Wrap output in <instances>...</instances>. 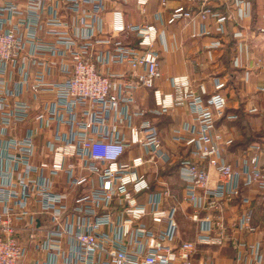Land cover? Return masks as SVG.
<instances>
[{
  "label": "built area",
  "instance_id": "obj_1",
  "mask_svg": "<svg viewBox=\"0 0 264 264\" xmlns=\"http://www.w3.org/2000/svg\"><path fill=\"white\" fill-rule=\"evenodd\" d=\"M58 1L61 11L54 0H25L23 7L0 0V264H22L29 246L37 256L33 264H195L198 244L229 243L236 263L264 264V243L244 238L258 229L248 200L241 199L243 186L264 189V169L257 154L244 157L238 166L227 162L223 151L230 141L214 130L226 107L221 92L226 81L213 77L211 93L187 74L167 78L166 92L156 85L155 45L159 39L164 43L162 28L197 20L192 36L199 37L211 34L213 20L215 32L223 36L230 15L210 3L231 0H188L197 5L196 12L179 5L167 17L156 12L153 21L141 23H126L122 11L112 9L107 27L104 0ZM148 1L136 0L142 14ZM229 7L236 19L251 14L247 0H233ZM41 30L51 42L40 40ZM233 36L240 39L242 33L237 30ZM220 45L217 37L208 47ZM234 64L239 65L236 58ZM54 69L62 78L47 80ZM10 71L19 77L13 83ZM26 88L35 96H52L33 115L22 97ZM141 89L152 91L155 107L150 113L188 108L192 121L174 129L175 141L189 148L185 157L163 151L159 130L150 120L135 121L147 113L137 105ZM41 130L49 131V137L43 158L35 161ZM134 147L138 153L132 155ZM172 158L193 208L190 219L202 232L196 240L174 242L177 206L165 205L170 191L166 185L152 191L147 172L140 170ZM236 198L245 206L228 222L223 206ZM202 210L207 212L200 216ZM145 216L151 228L141 222ZM126 237L134 240L129 247Z\"/></svg>",
  "mask_w": 264,
  "mask_h": 264
},
{
  "label": "crops",
  "instance_id": "obj_2",
  "mask_svg": "<svg viewBox=\"0 0 264 264\" xmlns=\"http://www.w3.org/2000/svg\"><path fill=\"white\" fill-rule=\"evenodd\" d=\"M3 1L13 2L19 7H23L25 2V0ZM232 1L227 3L213 1L211 3L214 10L230 15L225 23L226 33L223 36L215 32L213 20H210L211 34L199 37L192 36L199 27L197 20L185 24L184 21L180 20L162 28L164 43H161L159 39L155 45L159 52L160 71L156 85L166 92L169 90L167 78L187 74L195 85L203 83L207 91L211 93L213 91V77L216 76L225 80L226 86L221 90L226 99L225 117H219L215 121L214 128L215 132L221 133L224 138L230 141L224 147V158L227 162L238 166L244 157L257 154L259 156L258 163L264 169V0H247L251 5V14L243 19H236L233 9L229 7ZM53 5L61 11V4L58 0H54ZM179 5L191 6L193 12L198 10L197 5L189 3L188 0H166L164 6L160 4V0H149L146 11L142 14L136 0H104L102 17L107 27L111 19V10L119 9L122 11L126 23L150 22L153 21L156 12L167 17L169 12ZM42 17L46 18L47 14L43 13ZM17 19L18 17L15 15L13 20L16 21ZM237 30L242 33L240 39L233 36L234 31ZM39 37L43 42L52 41L42 30L39 31ZM217 37L221 39V45L217 48H209L210 42ZM239 43H242L241 49H239ZM230 55L233 56L232 61L228 59ZM234 58L237 59L238 66H235ZM258 59L261 64H257ZM30 68L35 70L37 66ZM247 71L248 75L245 76ZM7 77L12 83L19 79L17 74L11 71ZM46 78L56 81L60 80L62 75L57 69H54ZM22 97L31 104L32 115L40 112L52 98L50 93H40L35 96L28 88L24 90ZM137 105L147 110V113L142 118H136L135 121L148 119L157 127L163 151L176 156H184L188 153L189 148L184 147L174 138L175 128L184 122L192 121V115L185 105L177 106L160 115L150 113L148 110L155 106L152 91L147 89L139 91ZM251 108L256 110L250 111ZM31 125V122L24 124L19 134ZM62 129L67 130L66 127H62ZM48 137L49 131L46 130H41L36 137L35 161L43 158ZM184 137H189V134L185 133ZM131 153L132 155L138 153V149L134 147ZM126 156H129L128 152ZM171 169L173 170L171 171ZM140 170L147 172L152 191H160L165 187L164 185L170 191L171 196L165 199V205L177 206L175 215L178 231L174 242L184 239L196 240L198 236L202 235L199 224L190 219L193 208L185 200V183L177 174L176 158H172L169 163L157 161V166L148 164ZM151 171L154 172L153 176L149 175ZM166 171H169V174ZM211 174L214 182L216 177L212 170ZM242 198L248 200L247 205L252 210V222L258 229L255 234L246 235L244 238L248 242L261 240L264 243V189L257 186H243ZM144 199L145 195L141 197V201ZM241 199L236 198L223 206L224 215L228 222H231L245 206L241 204ZM206 212V210H202L199 215L203 216ZM183 219L190 223L191 235L187 238H182L180 234V221ZM141 222L148 228L153 226L148 216L143 217ZM133 241V237H126L123 242L129 247ZM234 250V246L230 243L224 246L198 244L193 254V262L195 264H238L234 259ZM248 257L249 255L246 256V259ZM36 258L32 246H29L25 261L22 264H33Z\"/></svg>",
  "mask_w": 264,
  "mask_h": 264
},
{
  "label": "rangeland",
  "instance_id": "obj_3",
  "mask_svg": "<svg viewBox=\"0 0 264 264\" xmlns=\"http://www.w3.org/2000/svg\"><path fill=\"white\" fill-rule=\"evenodd\" d=\"M172 170L173 169H171V171ZM166 172H167V174H169V171H166ZM150 173H149L150 176H153L154 175L153 174L154 173L153 171H151ZM180 224H181L180 234H181L182 238H187L189 235H191L190 223H188L185 219H183L182 221H180Z\"/></svg>",
  "mask_w": 264,
  "mask_h": 264
},
{
  "label": "trees",
  "instance_id": "obj_4",
  "mask_svg": "<svg viewBox=\"0 0 264 264\" xmlns=\"http://www.w3.org/2000/svg\"><path fill=\"white\" fill-rule=\"evenodd\" d=\"M212 3V2H211ZM210 3V5L212 6V4ZM228 59H230L231 61H232V59H233V56L232 55H230L229 57H228ZM224 112H225V110H224ZM222 117H225V113L223 114V116Z\"/></svg>",
  "mask_w": 264,
  "mask_h": 264
}]
</instances>
